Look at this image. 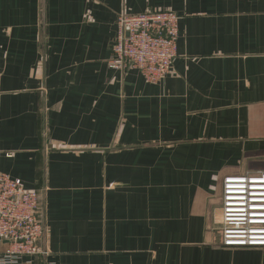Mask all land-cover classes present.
I'll return each mask as SVG.
<instances>
[{
    "label": "crops",
    "instance_id": "1",
    "mask_svg": "<svg viewBox=\"0 0 264 264\" xmlns=\"http://www.w3.org/2000/svg\"><path fill=\"white\" fill-rule=\"evenodd\" d=\"M181 16L163 80L109 60L121 14ZM264 171V0H0V173L42 192L36 264H264L222 181Z\"/></svg>",
    "mask_w": 264,
    "mask_h": 264
},
{
    "label": "built area",
    "instance_id": "2",
    "mask_svg": "<svg viewBox=\"0 0 264 264\" xmlns=\"http://www.w3.org/2000/svg\"><path fill=\"white\" fill-rule=\"evenodd\" d=\"M180 19L172 10L119 15L110 66L137 69L149 83L163 80L178 55ZM222 211L225 247H264V171L225 176ZM45 220L42 192L0 173V264H36Z\"/></svg>",
    "mask_w": 264,
    "mask_h": 264
}]
</instances>
